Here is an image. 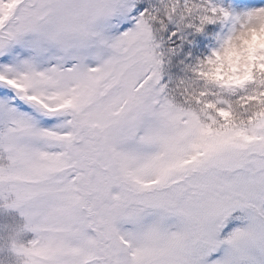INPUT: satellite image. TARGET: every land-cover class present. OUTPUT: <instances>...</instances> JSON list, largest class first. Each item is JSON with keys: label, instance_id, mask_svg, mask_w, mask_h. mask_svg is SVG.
I'll return each mask as SVG.
<instances>
[{"label": "snow or ice", "instance_id": "snow-or-ice-1", "mask_svg": "<svg viewBox=\"0 0 264 264\" xmlns=\"http://www.w3.org/2000/svg\"><path fill=\"white\" fill-rule=\"evenodd\" d=\"M0 209V264H264V6L0 0Z\"/></svg>", "mask_w": 264, "mask_h": 264}, {"label": "rangeland", "instance_id": "rangeland-1", "mask_svg": "<svg viewBox=\"0 0 264 264\" xmlns=\"http://www.w3.org/2000/svg\"><path fill=\"white\" fill-rule=\"evenodd\" d=\"M264 6V0H260V4L257 5L255 0H247V7ZM11 221V214L0 209V226Z\"/></svg>", "mask_w": 264, "mask_h": 264}]
</instances>
